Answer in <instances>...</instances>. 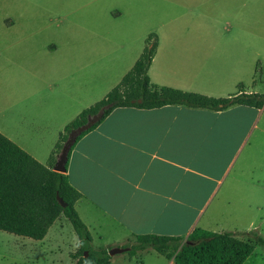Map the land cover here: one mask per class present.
<instances>
[{"label": "crops", "instance_id": "obj_1", "mask_svg": "<svg viewBox=\"0 0 264 264\" xmlns=\"http://www.w3.org/2000/svg\"><path fill=\"white\" fill-rule=\"evenodd\" d=\"M145 2L150 8L151 0ZM159 3L156 8L163 10L159 18L165 22L184 7L182 0ZM150 20L157 39L147 68L151 83L207 96L235 93L253 53L248 30L161 28L163 21ZM68 31V40L52 51V64H27L24 69L32 75L30 80L45 89L30 93L29 98L55 104L49 109L56 119L69 117L57 124L53 139L41 150L39 143H19L7 136L42 164L63 126L119 81L143 45L142 40L140 47L113 59L107 54L110 44L105 42L104 29ZM116 48L108 51L120 49ZM9 78L10 74L2 75L3 80ZM96 94L100 97L88 103ZM256 110L244 105L210 110L175 104L113 108L75 142L65 164L68 183L80 193L74 209L91 245L95 238H104L116 247L137 234L149 233L185 240L196 227L213 232L205 211H216L224 195L248 192L244 181L229 177V171L249 134L251 112L253 116ZM46 146H52L48 152ZM225 179L227 186L221 188ZM249 256L242 264L249 263Z\"/></svg>", "mask_w": 264, "mask_h": 264}, {"label": "rangeland", "instance_id": "obj_2", "mask_svg": "<svg viewBox=\"0 0 264 264\" xmlns=\"http://www.w3.org/2000/svg\"><path fill=\"white\" fill-rule=\"evenodd\" d=\"M159 2L164 0H151L148 8L145 0H0V133L19 143H39L41 150L53 139L57 124L69 117L62 115L56 119L49 109H54L55 104L50 105L47 99L40 102L29 98L30 93L45 89L42 83L30 80L32 75L24 69L27 64H52V51L68 40V29H104L110 48L120 47L118 51L107 49L113 59L142 45L145 36L154 32L150 19L154 23L163 21L161 28L176 25L246 29L253 53L248 72L241 76L235 92L239 85L242 91L264 93V0H182L184 7L178 10V16H169V22L159 18L163 11L156 8L161 5ZM5 74H10L7 81L2 79ZM98 97L99 94L90 97L88 103ZM250 119L245 144L229 171V177L244 181L248 192L224 195L216 211L204 214L210 218L209 230L229 231L237 238L253 241L247 264H264V245L255 241L257 237L264 241V102L253 116L251 112ZM49 148L46 146L44 151ZM227 180L220 184L221 188L227 186ZM111 246L112 242L104 238H95L91 245L106 254ZM117 247L122 250L107 254V264H175L172 257L165 258L154 250L132 253L128 241ZM77 248L76 235L63 215L53 221L40 240L0 230V264H74L72 254Z\"/></svg>", "mask_w": 264, "mask_h": 264}, {"label": "trees", "instance_id": "obj_3", "mask_svg": "<svg viewBox=\"0 0 264 264\" xmlns=\"http://www.w3.org/2000/svg\"><path fill=\"white\" fill-rule=\"evenodd\" d=\"M156 46V35L148 33L143 39L139 55L119 81L102 98L77 113L58 132L45 164L36 161L0 133V230L40 240L53 221L63 215L69 221L78 241V248L72 254L74 264H107L109 256L104 251L91 247L89 233L74 209L80 193L68 183L65 173L51 169L67 132L82 124L86 116L95 113L100 106L109 104L102 117L76 137L68 150V157L75 142L115 107L150 109L175 104L223 110L234 105L253 108L262 106L264 93H245L239 89V85L235 93L212 97L151 83L147 68ZM56 194L65 203L64 206L57 202ZM255 241L264 245L259 237ZM128 245L132 253L154 250L165 258L172 257L175 264H242L254 247L253 241L237 238L229 231L212 232L200 228H194L185 240L180 236L137 234L133 242L128 241Z\"/></svg>", "mask_w": 264, "mask_h": 264}, {"label": "water", "instance_id": "obj_4", "mask_svg": "<svg viewBox=\"0 0 264 264\" xmlns=\"http://www.w3.org/2000/svg\"><path fill=\"white\" fill-rule=\"evenodd\" d=\"M109 107V104H105L100 106L97 111L93 114L87 115L85 121L74 127L71 128L67 134L66 138L64 141L61 143V146L58 150V152L55 155L54 162L51 166V169L57 172L64 173L65 172V163L67 160V153L71 145L74 143L76 137L83 132L84 130L88 129L91 125H93L95 122H97L103 115V111ZM57 202L61 205L64 206L65 203L61 200V198L56 194L55 195ZM190 243V242H188ZM122 248L119 247H112L111 249L108 250L107 254L111 256L114 253L120 252ZM86 252L84 253V255Z\"/></svg>", "mask_w": 264, "mask_h": 264}]
</instances>
